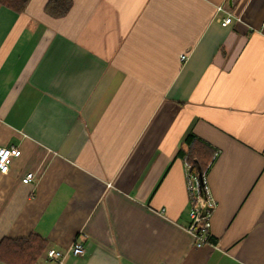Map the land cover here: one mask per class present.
<instances>
[{
	"label": "crops",
	"instance_id": "0c3cea01",
	"mask_svg": "<svg viewBox=\"0 0 264 264\" xmlns=\"http://www.w3.org/2000/svg\"><path fill=\"white\" fill-rule=\"evenodd\" d=\"M48 1L0 4V147L21 151L0 243H81L62 264H264V0H73L61 18ZM190 136L213 151L201 247Z\"/></svg>",
	"mask_w": 264,
	"mask_h": 264
},
{
	"label": "trees",
	"instance_id": "16d2710c",
	"mask_svg": "<svg viewBox=\"0 0 264 264\" xmlns=\"http://www.w3.org/2000/svg\"><path fill=\"white\" fill-rule=\"evenodd\" d=\"M31 0H0V4L16 13H23ZM73 0H49L45 11L54 18L65 16L72 8ZM185 144L188 151L180 150L179 154L185 158L191 168V174L198 178L197 163L204 175L213 160V151L204 143L188 137ZM48 241L36 234L27 238H5L0 243V260L6 264H40L47 255Z\"/></svg>",
	"mask_w": 264,
	"mask_h": 264
},
{
	"label": "built area",
	"instance_id": "2783aa9c",
	"mask_svg": "<svg viewBox=\"0 0 264 264\" xmlns=\"http://www.w3.org/2000/svg\"><path fill=\"white\" fill-rule=\"evenodd\" d=\"M226 13L227 16L221 20V24L223 27H227L233 23V15L227 12L224 7L218 6L216 14ZM240 20V19H238ZM186 55L181 56V60L185 61ZM21 156V151L17 147H0V173L8 174L10 171V162L12 159L19 158ZM34 179V174H28L26 178L23 180V183L28 184ZM189 179H191L189 177ZM198 181V180H197ZM199 186V185H198ZM190 189L197 194L191 200V208H190V218L192 220L191 225L188 227L189 233H191L196 241V245L201 247L209 242V230L211 227V222L209 219V214L203 216V208L205 203L202 201L200 196L199 188H194L189 182ZM210 206V204H209ZM85 253V249L81 243H75L70 250L63 254L56 250H50L47 255L48 261H57L58 264H62L65 257L68 254H72L74 256H81Z\"/></svg>",
	"mask_w": 264,
	"mask_h": 264
},
{
	"label": "water",
	"instance_id": "95a60500",
	"mask_svg": "<svg viewBox=\"0 0 264 264\" xmlns=\"http://www.w3.org/2000/svg\"><path fill=\"white\" fill-rule=\"evenodd\" d=\"M197 169H198V185H199V191H200V196L202 201L205 203V206L203 208V216H206V214L212 210V208L209 206L208 203V195H207V190H206V186H205V178H204V173L203 170L201 168V166L199 165V163H197Z\"/></svg>",
	"mask_w": 264,
	"mask_h": 264
},
{
	"label": "rangeland",
	"instance_id": "374dc122",
	"mask_svg": "<svg viewBox=\"0 0 264 264\" xmlns=\"http://www.w3.org/2000/svg\"><path fill=\"white\" fill-rule=\"evenodd\" d=\"M42 264H44V263H42Z\"/></svg>",
	"mask_w": 264,
	"mask_h": 264
}]
</instances>
